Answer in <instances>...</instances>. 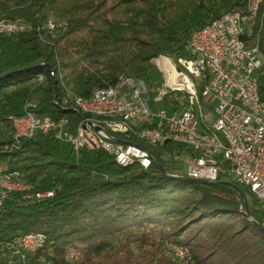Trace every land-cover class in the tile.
I'll use <instances>...</instances> for the list:
<instances>
[{"label":"trees","instance_id":"trees-1","mask_svg":"<svg viewBox=\"0 0 264 264\" xmlns=\"http://www.w3.org/2000/svg\"><path fill=\"white\" fill-rule=\"evenodd\" d=\"M247 0H0V17L31 28L0 34V167L17 171L37 199L13 192L0 205V244L29 232L44 235L26 264H264V211L250 190L224 175L210 184L165 176L156 162L120 166L101 149L72 148L51 134L16 140L12 116L28 110L53 119L78 114L68 92L88 98L120 77L153 81L154 59L189 57L191 33L226 12L244 13ZM248 44L264 53V0ZM64 24L55 34L48 17ZM264 98V64L257 75ZM34 103L32 107L31 104ZM173 105H177L173 102ZM147 147L163 169L182 171L183 143ZM0 264H7L0 247Z\"/></svg>","mask_w":264,"mask_h":264},{"label":"built area","instance_id":"built-area-1","mask_svg":"<svg viewBox=\"0 0 264 264\" xmlns=\"http://www.w3.org/2000/svg\"><path fill=\"white\" fill-rule=\"evenodd\" d=\"M255 2L247 0L244 13H223L193 31L187 44L189 57L175 60L177 77H170V69L154 60L162 74L160 81L145 83L133 78L118 91L94 95L90 104H86L103 111L120 110L131 116L139 122L143 137H134V130H124L115 121L75 124L67 117L53 119L28 110L16 116L21 138L51 134L69 145L75 155L83 148L97 150L106 146L115 161L141 159L144 168L151 166L155 156L137 140L150 144L165 140L183 143L193 154L174 157L182 162L181 175L214 182L222 174L229 182L247 187L264 211V120L258 119V110H264V98L255 91L264 53L256 49L243 53L236 42L237 23H244L247 37L250 34ZM63 26L56 18L46 19L43 24L50 34ZM0 28L8 35H16L22 34V28L31 26H24V20L11 19V26ZM202 79H209V89H202ZM179 81H186V88H179ZM244 105L254 107L255 115L243 113ZM194 113H201L202 123H195ZM172 130H179V137H172ZM12 184L26 187V180L19 172H7L0 167V187L11 186L13 193ZM11 193L0 196V205ZM52 195L53 190H48L29 197L40 199ZM39 241L35 235H20L1 243L6 263L21 264V259H25L15 256L13 247L36 248ZM181 252L187 261L189 257ZM174 260L179 262L180 258Z\"/></svg>","mask_w":264,"mask_h":264},{"label":"bare ground","instance_id":"bare-ground-1","mask_svg":"<svg viewBox=\"0 0 264 264\" xmlns=\"http://www.w3.org/2000/svg\"><path fill=\"white\" fill-rule=\"evenodd\" d=\"M263 0H256L255 6L253 9V16L250 22V34L247 37V29L245 28L244 23H237L236 27V42L240 44V48H242L243 53H250V51H261L258 46H253L248 44V39L252 37L255 27L258 26V16L260 11V6ZM47 19H55L54 17L50 16ZM13 20H22V19H13ZM11 26V19H0V27ZM24 26H30L29 23L24 21ZM30 28H22V33L29 31ZM0 34H8L7 31L0 28ZM158 64H164L167 69H170V77H177V68H174L175 62L168 57L159 56L158 57ZM261 69V68H260ZM259 69V70H260ZM259 72V71H258ZM133 78L127 77H120L119 81L109 87L105 88H98L95 89L91 96L88 98H83L77 95H70L68 94V99H65V103H70L78 112H80L79 120L76 124H82L83 121H90V122H100V123H110V121H115L117 125L124 129V130H134V137H143V129H139V122L137 120H132L131 116L124 115L120 110H111V111H103V108H92L87 106L86 104H90V98H94L95 96H104L109 92H116L122 85H126V81H129ZM179 88H186V81H179ZM202 89H209V79H202ZM255 91L259 93L258 89V82L256 77L255 82ZM263 98V97H262ZM243 113L246 115H255V108L251 105H244L243 106ZM258 119L264 120V110H258ZM194 121L195 123H202V116L201 113H194ZM12 126L14 129V138L16 140L21 139L20 136V122L17 120L16 116L11 117ZM172 137H179V130H172ZM99 149L106 151L108 154L112 156V153L109 151L106 146H99ZM116 163L120 166H128L131 164H138L144 168V163L141 159H131L129 161H116ZM186 176L187 175H183ZM196 179L194 177H189ZM32 185L26 181V187H22L21 184H12V192H24L26 197L31 195H37L41 193L40 191L33 193L31 191ZM8 193H11V186H4L0 187V196H8ZM23 235H35L41 239L39 241L36 248L31 246H23L20 247H13V254L15 256H23L25 259H21V264H26V259L28 254H33L36 252L43 244L44 235L41 232H29ZM184 253L187 255L188 252L186 249L181 248Z\"/></svg>","mask_w":264,"mask_h":264},{"label":"water","instance_id":"water-1","mask_svg":"<svg viewBox=\"0 0 264 264\" xmlns=\"http://www.w3.org/2000/svg\"><path fill=\"white\" fill-rule=\"evenodd\" d=\"M154 162H156L160 172L162 174H164L165 176H168L170 178H174V179H178V180H184V181L191 182V183H199V184H210V183H212V181H209V180H200V179L189 178V177L181 175L180 173H171V174H169L157 162L156 158H155ZM144 169H146V168H144ZM225 185H227L228 187L232 188L239 195V197L243 200V204H242V208H243L246 205V201L244 200V198H245L244 194L239 190V188L235 184H233L231 182H225Z\"/></svg>","mask_w":264,"mask_h":264},{"label":"rangeland","instance_id":"rangeland-1","mask_svg":"<svg viewBox=\"0 0 264 264\" xmlns=\"http://www.w3.org/2000/svg\"><path fill=\"white\" fill-rule=\"evenodd\" d=\"M162 56V55H161ZM159 57V56H158ZM155 58L154 60H158L159 58ZM164 57H167V56H164ZM169 58V57H168ZM169 59H171V58H169ZM172 61H173V59H172ZM154 63H155V61H154ZM161 72H160V70H159V68L156 66V71L153 73V76H152V78H153V80L154 81H160L161 80ZM68 94H70V95H74V94H72L71 92H68ZM75 109V108H74ZM75 111H76V109H75ZM76 113H77V111H76ZM78 120H79V118H78ZM184 172V171H183ZM171 251L168 253V256H169V258L172 260V261H175L174 259L176 258H180V264L181 263H183V261H186L185 260V258L183 259L182 258V256H184V255H182V252H181V248L180 247H176V246H173V247H171V249H170ZM175 252H177V253H175Z\"/></svg>","mask_w":264,"mask_h":264}]
</instances>
